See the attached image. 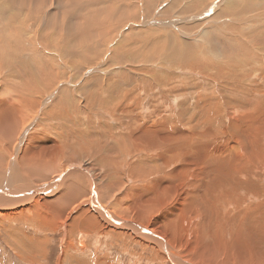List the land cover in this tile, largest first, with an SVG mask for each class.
Returning <instances> with one entry per match:
<instances>
[{
  "label": "bare ground",
  "instance_id": "obj_1",
  "mask_svg": "<svg viewBox=\"0 0 264 264\" xmlns=\"http://www.w3.org/2000/svg\"><path fill=\"white\" fill-rule=\"evenodd\" d=\"M1 1L4 2V5H0V9L6 11V13L8 10L9 12L0 15V60L8 62L12 58L11 62L20 65L25 60L20 61L19 56L18 58L12 56L17 48L23 47V39L26 34L24 30H27V24H31V20L39 19L40 16L41 21H45V26L49 25L50 27H48L56 32L57 27L52 22L57 12L46 10L48 6H53L54 0ZM60 1L63 0L57 2L60 3ZM64 1H66V4L67 2L68 4H75L78 12L73 14L74 19H70L76 24H71L67 20L69 13H72V11L66 6L68 11H64L63 19H60L61 21L58 23L57 39H61L68 48L74 51L77 49V43L73 45L74 37L86 36L91 39L100 36L101 38L111 32L113 36L116 26H125L127 21L136 22L137 20L136 11L134 10L137 5L134 6L133 0H129L132 1L130 5L133 4L131 12L128 11L129 15L120 17L117 14L121 12V8L116 0H113L114 4L113 2L105 3L103 0ZM117 1L125 5V0ZM158 1L160 0H145L146 9L149 10ZM213 1L210 0V4L205 6L208 0H192L182 9L183 14L193 11L194 6H196V9L202 7L200 13L204 9L205 12L209 9L207 12L214 13L221 6V2L212 6ZM246 1H248L247 7H245L246 11L247 9H255L254 14H257L253 16L252 11L251 13L245 11L246 15L240 21L248 26V30L242 40L235 45L233 43L237 41L239 33L230 32L226 30L227 28L218 31L207 30L211 24L210 22H203L201 25L204 35L201 37L203 38L202 43L198 44L170 39L167 35L169 33L168 29L165 31L164 29L149 30L148 33L154 36H151L149 41L140 37L142 36L141 31L138 32L141 34L137 33L134 36L131 45L142 44V48L139 47L140 50L138 49L135 52L136 54L133 57L131 56L133 67L128 68V72L117 73L114 77L120 78V85L124 90V94L116 93L114 89L111 90L112 85L109 87L103 85L105 87L104 92H102L104 96L108 97L107 93L115 95L105 98L99 92L101 87H98V92L101 94L100 100L105 101L97 103L100 105L99 109L104 110L102 111L103 120L101 122V119H99V124L96 123L97 117L95 114L97 112L94 114V111L83 116L85 118L83 123L80 122L81 125L72 120L71 114L75 115V112H78L79 109H77L75 98V95L77 96L79 92L75 91L69 94L65 91V87L60 88L59 95L57 94L58 96L54 100L56 102L52 107L50 105V108L51 110H59V117L67 119L71 124L67 126L64 137L68 140L72 139V133L75 131L70 126L79 127V130L85 127L83 129L87 131H81V136L78 135L85 142H91V138L98 134L94 152L90 151V155H104L107 162L104 163V160H101L103 163L100 161L99 163L107 166L108 170L105 167L104 172L106 174L99 168L95 170V166H91L89 162L86 164L82 162L84 159L77 163L57 167L56 172L52 171V173L59 174V178L56 177L53 186L50 184L51 191H47L50 187L48 188L49 185L46 184V186L40 188L27 190L26 197L21 199H15L14 197L13 192L18 189L15 184H8L9 182H7L8 186L5 190L1 189L2 187L0 188V220L2 218L8 219L2 216L5 211L19 207V205H24L27 210L36 205L39 209L37 212L34 210L36 219L40 221L43 229L48 228V220L46 221V219L50 215L64 217L63 225L65 231H67L66 237H68H65V243H68L69 246H65L64 243L65 248H63L64 251L62 250L63 254L59 256L57 264H65L67 254L71 249L79 250L81 253L84 250L82 246L85 243L82 242L81 246L78 244L76 246L71 242L73 235L68 226L73 221L84 223V228L79 230V233L77 232L80 236L89 237L84 233L88 231V233L98 234L99 239H102L107 234L115 233L113 236H116L117 240L121 239L122 245L125 243L126 246H123L127 251L130 250L129 248L133 244L152 249L154 256L150 260L159 264H264V1ZM101 3L103 6H100ZM96 11H100L103 16L105 15L104 19L106 21L99 17L91 18L93 15L98 16L97 14H100ZM94 12L96 14L91 15ZM66 20L69 22L68 24ZM80 22L83 26L76 29ZM104 22L109 25L107 26ZM104 25L108 28V30L105 28L107 32L104 31ZM39 31L37 29L35 33H39ZM95 31H97V34H93ZM163 32H166L165 35ZM216 34L224 37L222 39L224 41L216 40L214 38ZM39 35L41 42L48 36ZM172 36L180 39L179 35L177 37L172 34ZM221 36L220 38H222ZM101 41L100 39L98 44ZM144 42L146 44H143ZM56 43L59 45L58 41ZM85 43L84 40V45ZM106 43L108 42L106 41ZM203 43L208 45V48H203V45H201ZM58 45L56 46L58 47ZM87 46H91V44ZM61 50L63 51V48ZM113 51L115 50L111 52ZM84 53L87 56V51L84 50ZM92 55L94 56V53ZM140 55L142 58H140ZM28 70L32 69L28 68ZM28 72L31 76L36 75L32 71ZM58 74L54 75V80H56ZM42 77L47 79V75ZM124 77L127 81H132L133 84L126 83ZM69 80L71 82V76ZM108 80L110 81V79ZM210 80H213V82H210ZM187 81L188 83H186ZM36 82L42 81L36 79L25 92L28 93L30 89L33 92L34 90L47 91L54 84L53 79L50 78L42 82L43 87L38 89L39 83ZM211 84L213 85L212 88L210 87ZM17 85L19 84L17 83ZM67 87L69 91V86ZM127 87H131L130 91L127 90ZM221 87L223 88L220 90ZM134 88L135 92L131 95L130 92ZM91 90L93 91L92 88ZM194 93L196 96L192 98L190 95ZM30 97L33 96H28V100L22 98L17 102L14 99L15 102L12 103L14 105L9 103L6 108L0 109V138L3 137L2 140L6 141L7 145L12 144V138L16 135L19 136V139L21 138L20 140H23L25 130L31 129L34 125V116L30 110L33 111L32 105L37 98L34 97L35 99L32 101ZM78 97L80 101L89 103L85 89L83 95ZM123 99L126 100L123 102ZM29 100L31 102L30 106L28 105ZM120 102H123L122 105H126L127 108L125 112L122 109V116L129 113L126 119L118 118L117 114L114 117L111 116V113L113 115L116 112V106ZM134 103L137 104L136 108H138L140 115H135L134 107H132ZM159 108L162 109L159 110ZM106 112L107 114H105ZM176 112H178V119H180L181 126L179 125V130L176 128L177 122L174 120V116L177 115ZM171 118H173V121ZM146 119L154 121L146 123ZM64 121L61 120V122ZM167 122L172 123L174 129L169 130V127L166 126ZM20 128L21 130H19ZM55 131L57 130L55 129ZM59 135H62V133H59ZM73 136L76 135L73 134ZM45 137H47L46 134ZM15 139L17 140V138ZM17 141L13 142V145L17 144ZM86 153L88 155L89 151ZM27 155L25 154V156ZM84 155L86 154L84 153ZM143 157L149 160L143 161ZM24 162H26V167L20 166L22 169L20 171L21 176L30 172L31 175L41 174V177L44 178L46 172L52 170L55 165V163L51 165L36 164L37 161L34 162L31 158L29 160L25 158ZM7 166L9 165L7 164ZM63 169L64 171L60 172ZM99 172L103 174L101 175ZM10 174L12 173L10 172ZM72 176L73 181L70 180L72 182L66 184V180L68 181V178L70 179ZM80 176L87 178V180H84L85 183L80 180ZM62 181L64 183L63 190L59 191V196L53 197L58 188L60 189ZM86 185L89 187L87 191L89 196L84 191L87 188ZM48 195H53V199H50L52 201H48ZM36 196H38V199H34ZM83 199L89 205L87 209H81L84 206L82 204L84 203ZM81 201L82 203L78 206ZM12 202L15 204H11ZM39 204H50L51 209L48 211L50 215L45 214L44 209L43 213L40 212ZM63 207L65 209L62 210ZM70 207L72 208L71 212L67 209ZM89 207L93 210L89 211ZM24 211V208L17 211L15 216L19 215L21 217ZM15 216L14 218H16ZM91 225H94V227L92 228ZM41 243L38 245L39 250H42ZM34 248H36V245ZM103 261L105 263V260Z\"/></svg>",
  "mask_w": 264,
  "mask_h": 264
},
{
  "label": "rangeland",
  "instance_id": "obj_2",
  "mask_svg": "<svg viewBox=\"0 0 264 264\" xmlns=\"http://www.w3.org/2000/svg\"><path fill=\"white\" fill-rule=\"evenodd\" d=\"M57 1L58 0H54V4L55 5L53 4L52 7H50L51 6L50 5V6H48L49 8L47 7V9H46V10H48L50 12H57V15H56L54 21L52 22V24L55 23L54 25L58 28V23H60V21H61L60 19H63V16H64L63 13H64L65 10H67L66 6H68L69 9L72 11V13L71 12L69 13V15L67 17V20L71 24L75 25L76 22H74V21L72 22V20H71V19H74V15L73 14L78 12L75 4L74 3H69L68 4V2L66 4V1H64V0H63L64 2L60 1V3H58ZM103 1L105 3H108V2L112 3L113 2V0H107V1L103 0ZM191 1L192 0H160V1L155 3L156 7L155 6L150 7V9H149L150 11H149L145 7V4H146L145 0H133L134 6L137 5L136 9H134L136 11V18H137L136 22L127 21L125 23V26L124 25L116 26V29L113 31L114 32L113 36L115 35V37L112 36V32L107 34V35H105V36H103V37H101V38H100V36H98V37L95 36V37H93L91 39L90 38L88 39L86 36H81V38L80 37H74V44L73 45H75L77 43L76 44L77 49L75 51L70 49V48H68V46L66 44H64L61 39L58 40L57 39V28H56V32H54V30L52 28H49L50 27L49 25L45 26V24H44L45 21H43V20L41 21L40 16H39V19L35 18V19L31 20L32 21L31 24H27V30H24V32L26 34H25V37L23 39V41H24V43L22 45L23 47L19 48L21 50H19L17 48V50L13 53V56H12V57H15V58H18V56H19V60L20 61L25 60V62L23 64L18 65L15 62H11L12 58H10V60L8 62H3V61L0 60V77H1L0 78V87H1L0 88V106H1L0 109L1 108H6L9 103L10 104L14 103L15 102L14 99H16V102H17V100H21L22 98H24V100H28L27 99L28 96H33V97H30L32 99V101L35 98H37V99H35V103L32 105L33 106L32 107L33 111L30 110L31 114L34 116V125L31 127V129H26L25 130L24 135H23V138L25 140L24 139L20 140L21 138L19 139V136L16 135L15 137L12 138V141L16 142L18 140L17 144L13 145L14 143L11 142L12 144H10L11 145L10 146V145H7L6 141L2 140V139H4L3 137L0 138V156H1L0 157V172L2 171L0 174L3 176L2 177L0 175V188L2 187L1 189L5 190L7 188V186H8L7 182H9L8 184H11V183L15 184V187L18 188V189H16L13 192V194L16 195V196L14 195L15 199L25 198L26 197L25 193H26L27 190L40 188V187H42L44 185L46 186V184H47V186L49 185L48 188L50 187L47 191H51L52 187L50 186V184L53 186L54 185L53 181H55L57 179L56 177L59 178V176H58L59 174L54 173V172H56L55 169L57 167H63L64 165H68V164H71V163H77L79 161H82V159H84L82 162H84L85 164L87 162H89V164L91 166H95V168H94L95 170L98 169V168L102 172H104V170H106V169L108 170L107 166H104V164H100L99 163V161L101 163L107 162L104 155H102V156H98L97 154H95V155L91 154L90 155V151L94 152V147L96 146V143H97V140H98L97 139L98 138L97 137L98 134H95L94 138H91V142H89V141L85 142L81 138L78 137V135L81 136V134H80L81 131L82 132L87 131V130L83 129L85 127L82 126L83 128L79 130V127L77 128L75 126H70L71 128H73V131H75V132L72 133V137H71L72 139L68 140L64 136H65V131L67 129V126L71 125V124L68 122L67 119H63V118L61 119L59 117V110H57V109L56 110L55 109L51 110L50 105L52 107V105L55 104L56 101H54V100H56L55 98H57V96L59 95L60 88H64L65 87V89H66L65 91L69 92V94H70V92L78 91L79 93H78L77 96L75 95V98H76V103H77V109L78 108L79 109L77 110L78 112H75L76 116L71 114V116H70L71 119L76 121L79 124H80V122L83 123L84 122L83 119L85 118V117L83 118V116L85 114H87V113H91V112L94 111V114L97 112L95 114L96 117H97L96 118V123L99 124V122H98L99 119H101V122H102L103 116H104L102 111H104V110H102V109L100 110L99 109L100 105H98L97 103L98 102H105V101H101L100 100L101 99V94L100 93L104 92V90H105L104 89L105 87L103 85H106L108 87L110 85H112L111 88H110L111 90L114 89V92L124 94V92H123L124 90H122V87L120 85L121 84L120 83V78H114V77L117 75V73L122 72V71H127L128 68L133 67V65L131 64V56L133 57V55L136 54L135 52L138 51V49L140 50L139 47L142 48V44L141 45L140 44L131 45L132 41H134L132 39L134 38V36H136V34L138 32L141 31L142 34L138 33L139 35L140 34L142 35L140 37H143L144 39H147L149 41V38L151 36L154 37L151 33L150 34L148 33L149 30H155V29L163 30L164 29V31H165V30L168 29L167 31H169V33H167V35L169 36L170 39H175V40H179V41H182V42H191V43H194V44H198V43H202L203 38H201V37H203V35H204L203 29H201V25L203 24V22H210L211 23L210 26H209L210 28L208 27L207 30L218 31L220 29H224L225 30V28H227L226 30H229L230 32L239 33L241 35V37H240V35H238L237 36V41L235 43H233V45H235L237 42H240L242 40V38L245 36V34H246L245 32H247V30H248V26L247 25L245 26V24L242 21H240V19H242V17L246 15V13H245L246 8L245 7H247L246 5H247L248 1H246V0H241V1L240 0L239 1L238 0H214L212 6H214V5L218 4L219 2H221V6L219 8H217V10L214 11V13L207 12L209 9L206 12H205V9H204V11L200 13L202 7L199 8V9L198 8L196 9V6H194L193 8L196 9V10L194 9L196 12L193 10L191 12L183 14V10L182 9H184L185 6L188 5ZM209 1L210 0H208V2H206L205 6L210 4ZM255 1L259 2V1H262V0H255ZM126 2H128L127 6H126ZM131 2L132 1L125 0V5H124V4H121L119 1L116 0V3L121 8L120 9L121 12H119L117 14V16H119V17L120 16H125V15L128 16L129 12H131V10L133 8V4L130 5ZM113 4H114V2H113ZM232 4H234V6H232ZM0 5L1 6L4 5V2L1 1V0H0ZM129 5H130V8H129ZM100 6H103L102 3H101ZM105 6H107V5H105ZM237 6H238V8H237ZM92 8L94 9L95 7H92ZM122 8H125V9H122ZM127 8H129V9H127ZM240 9L243 10L242 13H240V11H241ZM254 10L255 9H251V10L247 9L246 12H250L251 13V11H252L253 16H256L257 13L254 14ZM2 11L3 10L0 9V15L7 14L9 12V10H8L7 13H6V11L5 12L4 11L2 12ZM13 11H15V9H13ZM162 11L163 12L166 11V12L163 14ZM233 11H235V12H233ZM96 13H100V11H96ZM96 13L94 12L91 15L96 14ZM233 13H234V16H233ZM151 14H152V16H151ZM97 15L98 16L93 15L94 17L92 16L91 18H98L99 17V18L104 19V17H105V15L103 16L101 13L97 14ZM233 19H235L236 21L235 20L233 21ZM67 20H66V23L68 24L69 22H67ZM78 20H80V19H78ZM216 21H217V23H216ZM104 23H106V22H104ZM144 24H146V25H144ZM106 25L108 26L109 24L106 23ZM106 25H104V31L105 32H107L106 30H108ZM82 26H83V24H82V22H80V23H78L76 29H80V27H82ZM105 28H107V29L105 30ZM37 29L40 30L39 33H35V30H37ZM238 30H239V32H238ZM77 32H79V31H77ZM96 32L97 31H95V33H93V34H97ZM81 33H83V32H81ZM165 33L166 32H163L164 35H165ZM33 34H34V36H33ZM36 34L37 35L41 34V36L44 34L45 36L46 35H48V36H46V39L43 42H41L40 41V39H41L40 35L37 36ZM100 34H102V33H100ZM172 34H175L177 37L179 35L180 39L175 38L174 36H172ZM220 36H221L220 34L219 35L216 34L214 38L216 40H219L220 42H223L224 40H222V39H224V37L221 36L222 38H220ZM27 37H29L31 40L28 39ZM96 37H97V40H96ZM140 37H137V38H140ZM238 37H239L240 40L238 39ZM10 38L14 39L13 37H10ZM53 38H55V39H53ZM94 38H95V40H94ZM102 38H104V39H102ZM159 38H162V37H159ZM100 39L103 41V43H101L102 42L101 41L99 43L100 44L99 45L98 42H99ZM107 39H110V40H107ZM113 39H114V41H113ZM77 40H79V42H77ZM84 40H85L86 43L89 42L88 44L85 43L86 46L84 45ZM57 41H58V43L60 41H62V42L59 43L60 46L56 43ZM66 41H68V40H66ZM106 41L108 43H106ZM109 41L110 42L113 41L114 43L111 42L112 43L111 44ZM38 42H39V44H38ZM96 42H97V45H96ZM89 44H91V46H87ZM94 44H95V46H94ZM143 44H146V43L144 42ZM34 45H35V47H34ZM52 45H53V47L54 46L55 47L53 48ZM56 45H58V47ZM201 45H203L202 46L203 48L204 47L208 48V45H206L204 43L201 44ZM96 47H99L100 49L99 48L96 49ZM209 47H210V45H209ZM62 48H63V51L61 50ZM98 49H99L100 53H99ZM111 49L115 50V51H113L114 53L111 52L112 51ZM148 49H146V50H148ZM224 49H226V47H224ZM84 50L87 51V56L84 53ZM19 51H20V53H19ZM57 51H59V52H57ZM126 52L127 53L129 52L128 55H127ZM93 53H94V56L92 55ZM101 54H102V56L104 58L101 56ZM129 54H131V55H129ZM92 56H93V58H92ZM95 57H97L96 60H95ZM116 57H117V59H116ZM79 58H81V59H79ZM140 58H142L141 55H140ZM114 60H115V62H114ZM34 64H35V66H33ZM13 65L15 67H17V68H15ZM50 67H52V68H50ZM28 68L32 69V70H28ZM49 70H51V71H49ZM28 71H32L36 75L31 76L30 72H28ZM44 71H46V72H44ZM37 73H39V74H37ZM57 74H58V76H57L56 80H54V75H57ZM67 74H69V75H67ZM108 74H109V76H108ZM46 75H47V79H50V78L53 79V81H54L53 86L55 85L54 89H53V86H51L49 89H47V91L46 90L45 91H43V90H34V92H33L30 89L28 91V93L25 92V91H27L29 89V85L33 81L35 82L36 79L39 80V81H42V82L47 80V79L42 77V76H46ZM70 76L72 78L71 82L69 80ZM37 77H39V78H37ZM84 77H86L87 79L84 78ZM108 79H110V81L112 79V81L110 82ZM101 80L103 82L105 80V82L101 83ZM124 80L129 85L133 84L132 81H130V80L127 81V79L125 77H124ZM217 80L219 81L220 79H217ZM217 80H215V81H217ZM42 82H36V83H39L38 89L43 87V83ZM210 82H213V80H210ZM17 83L19 85H17ZM116 83L119 84V85L117 86ZM186 83H188V81ZM134 84L138 85L136 83H134ZM21 85H22V87H21ZM67 86H69V91H68V87ZM212 86L213 85L211 84L210 87L212 88ZM98 87L99 88L101 87L102 90L99 89ZM119 87H120V89L122 91L119 89ZM91 88L93 89L94 93L91 90ZM222 88L223 87H221L220 90ZM84 89H85V94L88 97L89 103H86V102H83L82 100L81 101L79 100L78 96H82L83 95ZM98 89H99L100 93L98 92ZM130 89H131V87H127L128 91H130ZM37 91H39V92H37ZM128 91H127V93H128ZM133 92H135V88L130 92V94L132 95ZM148 92H149V89L147 90V94H148ZM91 93H92V95H91ZM107 94H108V97L104 96V93H102L103 97H105V98H110L112 96H115L114 94H110V93H107ZM15 95H17V96H15ZM50 95H51V97H50ZM41 96H42V98H41ZM190 96H192V98H194L196 96V94L194 93V94H192ZM44 97H45V99H44ZM125 100L126 99H123V102ZM77 101H80V102H77ZM123 102H120V103L117 104V106H116L117 108L115 110L116 112L113 115L111 113L112 117L116 116V114H117V117L120 118V119H126V117H128L129 113L126 114L125 116H122L123 115L122 109H123V112H125L127 110L126 105H124V104L122 105ZM29 104H31L30 100H29L28 105ZM135 104L136 103H134L132 105V107H134L133 109L135 110V115H140V112L138 111V108H136L137 104L136 105ZM12 105H14V104H12ZM86 107L88 108V110H87ZM161 109L162 108H159V110H161ZM158 112H161V111H158ZM105 114H107V112ZM176 114L178 115V112H176ZM177 115L174 116V120H176V122H177L176 128L179 130L181 125H180V122H179L180 119H178L179 115L178 116ZM193 116L195 118L194 111H193ZM46 120H48V121H46ZM61 120L62 121L65 120V121L61 122ZM171 120L173 121V118H171ZM145 121H146V123H152L154 120L146 119ZM176 122H174V123H176ZM74 124H76V123H74ZM54 126L56 127L55 129L57 131H55ZM166 126L169 127V130H171V128L174 129L173 128L174 125L172 123L167 122ZM27 127H29V126H27ZM42 128H43V130H42ZM53 129H54V131H53ZM63 129H64V132H63ZM75 129H77V130H75ZM19 130H21V128ZM58 132L60 134L62 133V135H59ZM45 134H46L47 137L44 138ZM55 134H57V135H55ZM73 134H75L76 136L74 137ZM40 136H41V138H40ZM62 137H63V139H62ZM15 138H17V140ZM79 140H81V141H79ZM60 144H62L63 146L60 145ZM3 146H5V148H3ZM86 150L89 151L88 155L86 153L87 152ZM84 153L86 155H84ZM25 154H28V155L25 156ZM81 155H83V156H81ZM88 156H90L91 159ZM25 158H26V160H29L31 158L34 162L37 161L36 164L40 163V164H43V165H51V164L55 163V165H54V168L52 170L49 167V169H50V171L48 172L49 174L46 172V174H45L46 176L44 178H42L41 174H38V173L31 175V173L28 172L27 175H25L24 170H23L24 176L23 175L21 176L20 171H22V169L20 168V166L21 167L22 166L26 167L25 163L27 161L24 162ZM142 159H143V161L149 160V159H147L145 157H143ZM9 160H10V162H9ZM101 160H104V161L102 162ZM6 163L9 166H7ZM105 167H106V169H105ZM52 171H54V172L52 173ZM62 171H64V169L61 170L60 172H62ZM8 172H9V174H8ZM10 172L12 174H10ZM99 173L101 175L103 174L101 172H99ZM104 173L106 174V172H104ZM80 177L82 178V179L80 178V180L83 181V183H85L84 180H87V178L86 177H82V176H80ZM72 179H73V176L70 179L68 178V181L66 180V184L72 182L73 181ZM70 180H72V181H70ZM61 184L62 185H60V189L58 188V190L56 191V194L54 196L53 195H48L47 196L48 201H52V200H50V199H53L52 196L53 197L59 196V194H60L59 191H62L63 188H64L63 181H62ZM88 188L89 187L87 186V188L84 189V191L86 193L89 190ZM23 190H24V192H23ZM90 191H92V190L90 189ZM20 193H22V194H20ZM46 193H48V192H46ZM88 193L86 195L89 196ZM6 197H8V196H6ZM34 199H38V196H36ZM82 201L84 203H82ZM82 201L78 203V206H79L80 203H82V204H84V206H82L81 209H87L88 206H89V205H87L88 204L87 201H84V199ZM13 203L14 202H12L11 204H13ZM74 206H75V202H74ZM23 208L25 209V211L22 214V216L21 217L19 215L15 216L16 212L19 211V210H22ZM39 208L41 210L40 212L43 213V209H44L45 214L50 215L49 212H48L51 209L50 204H46V205L39 204ZM70 208H67V209L71 212L72 208L71 209ZM63 209H65V208L63 207L62 210ZM34 210H35V212L39 211V209H38V207L36 205H35V207H30L29 210H27V207H24V205H19V207L12 208L11 210H7L8 212L7 211H5V213L3 212L4 214L2 216L4 218H8V219H3L2 218L0 220V264H57V260L59 259V256H61L63 254V251H64L63 248H65L64 247L65 240H66V238H68V237H66L67 231H65V227L63 225L64 221H65L64 217L60 218V217H55V216H51L50 215V217H48L46 219V221L48 220V222H47L48 223V228L47 229H43V226H41L40 221H38L36 219V215H35ZM92 210L93 209L91 207H89V211H92ZM7 214H9V215H7ZM9 216H11L12 218H10ZM14 216L16 218H14ZM32 219H33V221H32ZM59 226H60V228H59ZM91 226H92V228L94 227V225H91ZM71 227H72V229H71ZM68 228H69V230L72 231V235H73V236L71 235L73 237V240L71 239L72 240L71 242L74 245L76 244V246H77V244L79 246H81L82 242L85 243V245L82 246L84 248L82 253H81V251L79 252V250L76 251V249H71L70 252H68V254H67V257H66V260H65L66 261L65 264H98V263L99 264H105V263L106 264H159V263H156V262H153V261L150 260L152 258V256H154L153 255L154 251L152 249L145 248V247H143L141 245L133 244L129 248L130 250L127 251L124 248V246H126L125 243H123V245H124L123 246L122 245V240L121 239L117 240L116 236H113L115 233H111L109 235L107 234V236H105L102 239H99L98 234H95L94 232L88 233V231L87 232L83 231V232L85 234L89 235V237H84L82 235L80 236L78 234L79 233L78 231L84 228V223L83 222H77V221H73L70 224V226H68ZM37 230H39V231H37ZM75 230H76V232H75ZM76 236H78V237H76ZM119 237H121V236H119ZM36 240H37V242H36ZM44 240H47V241H44ZM38 241H41L43 243H41V242L38 243ZM116 242L119 243V244H117ZM40 243L42 245V250L38 249V245ZM126 243H128V242H126ZM34 244L36 245V248H34L35 247ZM65 246H69L68 243H65ZM30 249H32V250H30ZM44 251H46V252H44ZM132 253H133V256L135 255L136 257H133ZM136 253H137V255L139 254L138 255L139 257L136 255ZM140 253H142V254H140ZM101 256L105 257V258H102ZM97 259H98V261H97ZM100 259H101V261H100ZM103 260H105V263H103L104 262ZM106 260H107V262H106Z\"/></svg>",
  "mask_w": 264,
  "mask_h": 264
}]
</instances>
